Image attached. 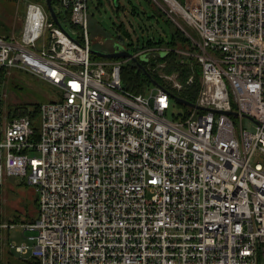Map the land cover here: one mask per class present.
<instances>
[{
  "label": "built area",
  "instance_id": "1",
  "mask_svg": "<svg viewBox=\"0 0 264 264\" xmlns=\"http://www.w3.org/2000/svg\"><path fill=\"white\" fill-rule=\"evenodd\" d=\"M91 1L59 0V23L29 1L0 34L7 77L59 88L33 124L4 117L0 84V185L23 179L37 202L34 220L0 224L30 241L6 247L39 264H264V0H152L198 34L192 106L173 91L194 75L135 94L126 61L92 58Z\"/></svg>",
  "mask_w": 264,
  "mask_h": 264
},
{
  "label": "rangeland",
  "instance_id": "2",
  "mask_svg": "<svg viewBox=\"0 0 264 264\" xmlns=\"http://www.w3.org/2000/svg\"><path fill=\"white\" fill-rule=\"evenodd\" d=\"M29 1L40 0H0L1 35L9 36L13 33V29H15L16 32L20 31L23 24V13ZM151 1L152 0H150V2ZM150 2L148 0H92L89 9V37L92 43L91 50L110 54L123 48L134 55L135 53L141 52V50H146L142 47L145 46V43L149 39L158 42L160 37H162L165 41H168L170 39V28H172V23L175 26L177 25L172 18L162 11L160 7L156 6L153 1ZM152 4L164 14L159 15V11H156ZM118 6L120 7L119 11H117L116 8ZM179 21L185 30L184 34L196 40L198 38L197 32L186 24L183 19H179ZM117 26L123 27V31L120 33L117 32ZM157 49H164V51H161L162 56H164L165 51H167L166 47H152L150 50H146L145 53L140 54V61H145L148 53L149 58L155 60L156 56H160L157 54ZM96 57L100 61H126L125 65H127L128 62H133L124 57L116 59ZM163 66L164 63L157 64V67L162 68ZM160 74L162 81L168 87L179 79L177 72H160ZM197 78L200 80V71ZM3 87L6 90V96L2 105V110L4 117L9 119L11 118L8 116V108H10L11 105L20 106L24 104L46 103L56 98L59 91L57 86H54L47 80L18 67H14L10 70V75L8 77L6 76V80L3 81ZM245 121L247 122V120ZM10 180L13 186L6 184V181L0 185V224H19L32 221V219L30 220L28 217L31 213L36 212L34 210V203L36 204V193L34 188L28 185L23 179L11 178ZM18 186H20L19 190H17ZM5 237L9 238V241L16 245L30 243L19 227L11 230L0 227V263L31 264L30 260L33 259L32 253L21 254L9 250L5 245Z\"/></svg>",
  "mask_w": 264,
  "mask_h": 264
},
{
  "label": "trees",
  "instance_id": "3",
  "mask_svg": "<svg viewBox=\"0 0 264 264\" xmlns=\"http://www.w3.org/2000/svg\"><path fill=\"white\" fill-rule=\"evenodd\" d=\"M43 1L44 0H40L39 2L43 3ZM148 1L150 2V0ZM179 1L183 2V0ZM52 3L56 7L59 3V0H52ZM153 6L156 11H159V15L164 14L155 5ZM116 8L117 11H119L120 7L118 6ZM170 29V39L168 41H165V39L162 37H160L158 42H154L149 39L145 43V46L142 47L143 49H149L152 47H166L167 51H165L164 56L159 54L160 56H156L155 60H151L149 58V61L143 62L142 64L145 70L135 62H128L127 65L123 66L121 71L123 86L127 91L140 94L145 93L146 89L151 85L152 82H156L161 86L166 85L160 77V72H177L179 80L184 82L183 84H185V80H187L189 76L194 75L195 81L193 85L189 87L185 86L181 90H174L173 95L189 102L195 101L200 87V82L197 78L200 69L196 58L190 54L194 51V47L192 45L191 39L187 37L180 28L172 23V28ZM116 30L120 33L123 31V27L117 26ZM128 35L130 36L129 33ZM92 58L94 60H98L96 55H92ZM158 63H164V66L162 68L157 67ZM4 80H6L5 71L3 68H0V84L3 83ZM176 104L177 106H182V104L178 101H176ZM27 105H9L10 108H8V116L10 118L17 116H29L33 124H36L39 119L40 103ZM30 261L31 264H39V262L35 259Z\"/></svg>",
  "mask_w": 264,
  "mask_h": 264
},
{
  "label": "water",
  "instance_id": "4",
  "mask_svg": "<svg viewBox=\"0 0 264 264\" xmlns=\"http://www.w3.org/2000/svg\"><path fill=\"white\" fill-rule=\"evenodd\" d=\"M117 3V2H116ZM46 4H47V7H48V10L49 12L51 13L53 19L59 23V19H58V16L54 10V7H53V3H52V0H46ZM92 53L96 56H99V57H102V58H106V59H116V58H121V57H124V58H131L133 55L126 49H120L119 51L117 52H114V53H110V54H105V53H102V52H97V51H92ZM147 59V58H146ZM133 61L138 64L140 67H142L144 69V66L143 64L136 58L133 59ZM146 61V60H145ZM145 70V69H144ZM155 84H157L156 82H153ZM174 100L182 103V104H185V105H189V106H192L193 104L187 100H184L182 98H178L177 96H173Z\"/></svg>",
  "mask_w": 264,
  "mask_h": 264
},
{
  "label": "crops",
  "instance_id": "5",
  "mask_svg": "<svg viewBox=\"0 0 264 264\" xmlns=\"http://www.w3.org/2000/svg\"><path fill=\"white\" fill-rule=\"evenodd\" d=\"M11 178H8V179H6L5 181H6V184H9V185H11V186H13V184L10 182L11 180H10ZM29 185V184H28ZM19 187L20 186H18L17 188V190H19ZM35 197H36V194H35ZM35 200H36V198H35ZM34 206H35V208H34V210L36 211V212H33V213H31V215H29V217H28V219H32V220H34L35 218H36V216H37V202H36V204L34 203ZM33 209V208H32ZM27 212H29L27 209H25Z\"/></svg>",
  "mask_w": 264,
  "mask_h": 264
}]
</instances>
